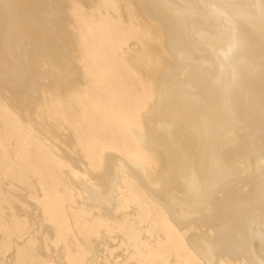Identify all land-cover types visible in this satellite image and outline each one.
<instances>
[{
  "label": "bare ground",
  "instance_id": "bare-ground-1",
  "mask_svg": "<svg viewBox=\"0 0 264 264\" xmlns=\"http://www.w3.org/2000/svg\"><path fill=\"white\" fill-rule=\"evenodd\" d=\"M0 264H264V0H0Z\"/></svg>",
  "mask_w": 264,
  "mask_h": 264
}]
</instances>
